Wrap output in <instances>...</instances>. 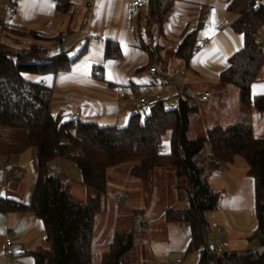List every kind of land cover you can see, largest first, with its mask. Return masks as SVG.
Masks as SVG:
<instances>
[{
  "label": "trees",
  "instance_id": "trees-1",
  "mask_svg": "<svg viewBox=\"0 0 264 264\" xmlns=\"http://www.w3.org/2000/svg\"><path fill=\"white\" fill-rule=\"evenodd\" d=\"M56 2L58 11L67 10L68 0ZM172 2L147 0L148 27L161 24ZM227 9L236 15L232 28L242 35L243 43L228 58V66L219 74V85L234 87L245 110L254 106L263 111L264 94L252 96L250 91L264 64L262 48L256 41L264 23V4L260 0H231ZM196 43V29L184 32L175 56L187 63ZM142 48L153 62L157 47ZM103 53L105 58H117L118 43L106 40ZM74 60L62 52L47 57L44 49L35 46L17 50L0 44V129L24 132L20 141L5 144L4 156L34 148L36 159L29 202L0 198V212L29 211L41 220L48 245L29 253L33 264H92L94 218L105 211L110 170L123 164H129V176L140 183L151 182L157 169L172 171L178 200L186 205L165 209L162 220L188 223L190 240L185 253L197 254L196 264H264V136L255 137L249 121H237L189 138L190 115L196 107L188 102L187 93L176 109H168L163 99L156 101L143 116L132 114L126 126L61 121L49 110L52 88L31 82L22 74H56L69 70ZM166 132L169 150L163 153L160 144ZM206 144L210 147L206 161H199ZM236 156L245 161L246 173L254 182L256 228L247 240L255 246L208 253L205 213L216 209L218 194L206 179L214 168L212 162L227 163ZM57 159L73 164L83 186L93 191L83 202L73 200L63 176L49 170L50 162ZM133 247L132 231L115 230L100 252L98 264H122Z\"/></svg>",
  "mask_w": 264,
  "mask_h": 264
},
{
  "label": "crops",
  "instance_id": "crops-1",
  "mask_svg": "<svg viewBox=\"0 0 264 264\" xmlns=\"http://www.w3.org/2000/svg\"><path fill=\"white\" fill-rule=\"evenodd\" d=\"M130 1L68 0L67 10L58 11L56 0H0V44L17 50L35 46L44 49L47 57L59 52L69 58L75 57L67 71L22 74L31 82L52 88L49 110L61 121L69 120L70 115L78 110L79 121L126 126L129 117L136 113L134 104L137 98L158 92L165 102L181 91L183 95L194 94L198 100L208 101L212 95L211 88L219 84L220 72L228 66V58L242 47V35L232 28L236 15L227 9L231 0H173L161 24L149 27L146 23L147 0H143V7L136 13L130 12ZM98 2L102 5L100 8L97 7ZM260 2L264 4V0ZM222 21H226L227 26L219 30L217 24ZM194 29L196 48L188 62L184 63L175 56V51L184 32ZM108 39L119 45L120 55L117 58L104 57V43ZM256 40L264 55V23L257 32ZM142 46L157 47L153 62ZM152 65L161 75L173 78L165 86L159 85L149 72ZM263 68L264 64L253 83L262 81ZM118 86H123V96L117 92ZM205 92L209 95L202 99ZM219 94L221 117L243 115L245 109L240 105L234 87L224 86ZM259 94L264 92L253 96ZM248 112L253 135L264 136V123L257 126L252 122L251 109ZM235 117L226 125L213 126L198 122L196 118L191 123L190 117L187 136L194 138L204 135L210 128L244 121ZM28 150L30 174L20 166L24 159L21 153L9 157L0 154V198L29 202L36 178V159L35 149ZM168 150L169 146L165 150L160 144L161 152ZM209 151L210 147L206 144L202 160L206 161ZM212 163L214 168L206 180L218 194V203L215 210L209 211V217L205 215L209 225L208 242L221 245L223 251L253 248L255 244L250 245L247 238L256 228L254 182L246 173L245 161L236 156L227 163ZM62 166L65 177L69 172L67 168H76L66 162H62ZM120 166L110 172L136 186L138 181L129 176V167L125 171ZM13 170L21 174L14 176ZM67 186L68 190L72 187V193H76V186L78 191L80 188L84 190V200L89 194L81 181L76 186ZM118 191H122L126 199L125 191L118 188L111 195L112 201ZM141 205L143 207L138 214L144 215L139 218L145 219L148 226L153 225L147 243L149 257L146 263L138 260L129 264H160L162 257L164 264L177 257L182 258L181 264H189L190 261V264H196L197 254L185 253L190 240L188 223L152 222L145 212L156 207L155 196ZM131 209L137 211L135 207ZM4 229L11 238L9 247L5 246V238L1 234ZM109 240L98 242V258ZM47 245L43 224L32 212H0V264H33L29 253ZM127 256L122 259V264H125Z\"/></svg>",
  "mask_w": 264,
  "mask_h": 264
},
{
  "label": "rangeland",
  "instance_id": "rangeland-1",
  "mask_svg": "<svg viewBox=\"0 0 264 264\" xmlns=\"http://www.w3.org/2000/svg\"><path fill=\"white\" fill-rule=\"evenodd\" d=\"M14 49V48H13ZM262 81L252 83L251 87V95L255 93H263L264 92V68H263ZM224 87L223 85H217V87H212V95L208 101L198 100V96L194 95L190 96V102L195 105L196 110L194 113L190 115L191 123L196 118L198 122H205L208 126L220 125V124H228V120H232L233 115H225L222 116V110L220 108V99L219 90ZM243 108V107H242ZM244 109V108H243ZM246 111V112H245ZM243 115H240L237 120L249 121V110H245ZM251 118L252 122L256 123L257 126H261L264 123V110L257 111L254 106L251 107ZM253 123V124H254ZM255 126V125H254ZM264 128V126H263ZM24 136V132L21 130H11V129H0V154L4 155V146L7 143L18 142ZM168 137L169 134L166 132L162 135L161 146L163 149H168ZM30 149V148H28ZM26 149L23 153L24 156L23 163H21V167L27 171V173H31L29 159V150ZM28 150V151H27ZM204 157V152L199 155V161ZM55 161V160H54ZM51 163V162H50ZM63 167V166H62ZM129 164H123L120 166V169L127 170ZM67 176H64V168H63V184L76 186L77 182L81 181L80 172L77 168L69 169ZM59 175V174H58ZM65 177V178H64ZM115 178V179H114ZM174 176L170 169H157L152 181L149 183H140L138 182L136 186H132L131 183H126L124 178L120 176L119 178L115 176V173L110 172V176L108 179V186L105 195V211L96 216L93 224V247H92V264H97L98 258V242L102 240L108 241L113 233L114 228L116 230H127L132 231L134 234V247L128 254V258L125 259V264H129L131 262L136 261H146L149 257V250L147 249L148 236L151 233L153 225L148 226V224H143L139 227L137 224V218L141 217L144 213H140V208L143 207V203L148 202L149 198H156V207L152 210H147L145 215L149 217L152 222H162V215L165 209L174 208V207H184L186 204L178 200L177 192L174 188V184L172 186ZM140 183V184H139ZM83 187V186H82ZM121 188L125 191L126 199L121 203H115L111 200V195L115 193V190ZM89 194L93 193L91 190H87ZM70 197L78 202H82L84 200V190L78 191V187L76 186L75 192L72 193L71 190H68ZM132 207L137 208L131 209ZM101 215V216H100ZM205 215L209 217L210 212H206ZM253 247V246H252ZM193 256L195 253H192ZM192 256V255H191ZM167 257H165L166 259ZM160 264H164V257L160 261ZM191 262V261H190ZM189 262V264H190ZM168 261L166 262V264Z\"/></svg>",
  "mask_w": 264,
  "mask_h": 264
},
{
  "label": "built area",
  "instance_id": "built-area-1",
  "mask_svg": "<svg viewBox=\"0 0 264 264\" xmlns=\"http://www.w3.org/2000/svg\"><path fill=\"white\" fill-rule=\"evenodd\" d=\"M220 1L228 2V0H220ZM143 4H144L143 0H131L130 5H129L130 12H132V13L139 12L141 10V8L143 7ZM226 26H227L226 21H222L219 24H217V28L219 30L224 29ZM1 35H2V33L0 32V37H1ZM149 72L152 74L155 81L161 86H165L169 82V80H171L173 78L172 76L167 77V76L161 75L158 72V70L156 69V67L153 65L150 66ZM117 92L119 93L120 96H123L124 95L123 86H118ZM208 95H209L208 92H205L202 95V99H206L208 97ZM181 98H183V92L182 91L178 95H176V97H174L173 99L165 102L166 107L168 109H176L179 106V100ZM159 100H162L161 93H159V92L154 93V94H150V95H142V96L138 97L137 100L135 101V104H134V108H135L136 113L143 116L145 114V112L148 110L149 106L152 103L159 101ZM69 119L72 121L73 124H76L79 121V111L77 110L73 114H71ZM214 163L218 164L217 160H215ZM48 168L51 172H53L55 174L63 175L62 161L60 159L52 161L49 164ZM20 174H21L20 171H17V170L12 171V175H14V176H19ZM124 200H125V194L122 191H118L113 198V201L115 203H119V204H121ZM141 223L148 224V222L145 219H142ZM1 234L5 238V246L9 247L11 244V238H10L8 231L6 229H4L1 231ZM222 251H223V248L221 245H212L209 242L207 243V252L208 253H220ZM181 263H182V258L177 257L175 259L169 260L167 264H181Z\"/></svg>",
  "mask_w": 264,
  "mask_h": 264
},
{
  "label": "water",
  "instance_id": "water-1",
  "mask_svg": "<svg viewBox=\"0 0 264 264\" xmlns=\"http://www.w3.org/2000/svg\"><path fill=\"white\" fill-rule=\"evenodd\" d=\"M190 94V93H189ZM137 224L139 227H141V219L140 218H137ZM263 248L261 247L260 250H262Z\"/></svg>",
  "mask_w": 264,
  "mask_h": 264
},
{
  "label": "snow or ice",
  "instance_id": "snow-or-ice-1",
  "mask_svg": "<svg viewBox=\"0 0 264 264\" xmlns=\"http://www.w3.org/2000/svg\"><path fill=\"white\" fill-rule=\"evenodd\" d=\"M101 6H102L101 3L98 2L97 7L100 8ZM122 47H123V44H122Z\"/></svg>",
  "mask_w": 264,
  "mask_h": 264
}]
</instances>
